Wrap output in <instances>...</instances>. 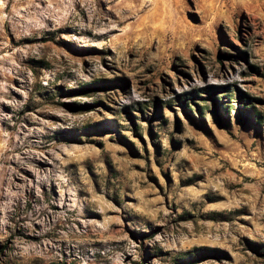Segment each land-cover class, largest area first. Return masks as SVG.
<instances>
[{"label":"rangeland","instance_id":"rangeland-1","mask_svg":"<svg viewBox=\"0 0 264 264\" xmlns=\"http://www.w3.org/2000/svg\"><path fill=\"white\" fill-rule=\"evenodd\" d=\"M0 264H264V0H0Z\"/></svg>","mask_w":264,"mask_h":264},{"label":"trees","instance_id":"trees-1","mask_svg":"<svg viewBox=\"0 0 264 264\" xmlns=\"http://www.w3.org/2000/svg\"><path fill=\"white\" fill-rule=\"evenodd\" d=\"M225 87H227V86H225ZM225 87H224V86H216V87H214V88H225ZM188 98H190V97L187 96V99H188Z\"/></svg>","mask_w":264,"mask_h":264}]
</instances>
